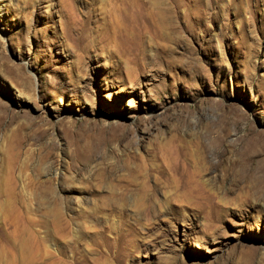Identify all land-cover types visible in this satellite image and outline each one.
<instances>
[{
	"label": "rangeland",
	"instance_id": "1",
	"mask_svg": "<svg viewBox=\"0 0 264 264\" xmlns=\"http://www.w3.org/2000/svg\"><path fill=\"white\" fill-rule=\"evenodd\" d=\"M0 264H264V0H0Z\"/></svg>",
	"mask_w": 264,
	"mask_h": 264
},
{
	"label": "bare ground",
	"instance_id": "2",
	"mask_svg": "<svg viewBox=\"0 0 264 264\" xmlns=\"http://www.w3.org/2000/svg\"><path fill=\"white\" fill-rule=\"evenodd\" d=\"M186 181H188V180H186ZM185 184H186V185H188V183H187V182H185ZM196 189L198 190V188H196Z\"/></svg>",
	"mask_w": 264,
	"mask_h": 264
}]
</instances>
